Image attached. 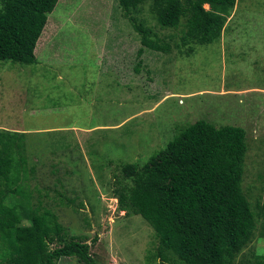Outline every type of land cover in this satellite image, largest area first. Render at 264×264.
<instances>
[{"label":"rangeland","instance_id":"obj_1","mask_svg":"<svg viewBox=\"0 0 264 264\" xmlns=\"http://www.w3.org/2000/svg\"><path fill=\"white\" fill-rule=\"evenodd\" d=\"M237 5L221 40L188 55L178 48L182 27L162 29L146 3L133 14L136 23L171 52L146 49L138 58L141 37L115 0H59L37 63L0 61V130L26 134L32 203L52 211L67 238L89 243L97 264L161 261L149 223L119 209L130 184L123 168L145 165L180 127L199 120L246 131L243 187L254 205L264 204V0ZM263 226L260 220L238 264L264 255ZM57 264L80 263L64 257Z\"/></svg>","mask_w":264,"mask_h":264},{"label":"trees","instance_id":"obj_2","mask_svg":"<svg viewBox=\"0 0 264 264\" xmlns=\"http://www.w3.org/2000/svg\"><path fill=\"white\" fill-rule=\"evenodd\" d=\"M141 37L144 50L170 53L171 45L152 28L136 23L150 3V13L166 30L181 29L179 47L219 41L237 0H115ZM59 0H0V61L35 65L37 44ZM208 6V8H206ZM175 35L170 38L174 39ZM142 65L138 62L137 71ZM248 153L241 127L199 120L180 127L167 147L145 165H127L119 209L145 219L159 239L154 257L170 263L169 254L185 264H238L264 223V204L254 205L243 187ZM26 134L0 130V264H57L61 258L97 264L90 244L67 238L50 210L34 205L28 185ZM264 237V226L262 231ZM244 264H264L251 255ZM250 257V258H251Z\"/></svg>","mask_w":264,"mask_h":264},{"label":"crops","instance_id":"obj_3","mask_svg":"<svg viewBox=\"0 0 264 264\" xmlns=\"http://www.w3.org/2000/svg\"><path fill=\"white\" fill-rule=\"evenodd\" d=\"M237 8H238V5L236 4V7H235L234 11H233L231 17L229 18V21H230V22L232 21L234 15H235V12H236V10H237ZM234 18H235V17H234ZM225 29H226V28H225ZM225 29H224V31H225ZM224 31H223V33H222V36H223V34H224ZM222 36H221V37H222ZM220 40H221V38H220ZM220 40H219V41H220ZM219 41H217V42H219ZM217 42H215V43H217ZM213 44H214V43H213ZM210 45H211V44H210Z\"/></svg>","mask_w":264,"mask_h":264}]
</instances>
